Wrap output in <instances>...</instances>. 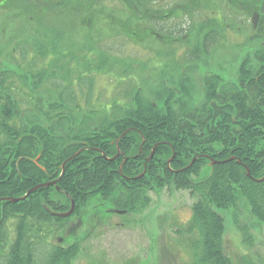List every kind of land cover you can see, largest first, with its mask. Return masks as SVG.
Wrapping results in <instances>:
<instances>
[{
    "label": "trees",
    "instance_id": "trees-1",
    "mask_svg": "<svg viewBox=\"0 0 264 264\" xmlns=\"http://www.w3.org/2000/svg\"><path fill=\"white\" fill-rule=\"evenodd\" d=\"M18 1L32 6V0ZM224 1L233 26L250 25L249 14L259 10L250 40L264 43V0ZM6 2L0 0V5ZM199 9L194 6L192 12ZM214 14L202 15L198 30L189 20L186 35L196 32L189 59L208 57L225 39V30ZM36 38L35 34L23 36V41H36L31 52L22 51L21 40L9 50L0 48V199L22 198L35 186L60 178V192H55L63 201L50 198L52 187L18 203L0 201V264H69L78 247L66 246L60 239L56 242L55 235L70 218L54 217L49 210L64 213L75 203L74 216L83 220L91 208L88 205L95 203L97 208L110 205L136 214L148 206V192L166 187L196 198L187 230L198 234L192 242L195 264H233L224 252L225 219L220 212H232L237 223L236 211L246 207L264 225V182L255 181L264 177V46H259L252 65L245 63L237 84L206 76L200 100L190 78L181 84L173 80L178 91L161 86L150 96L138 92L129 79L131 90L122 99L80 119L71 112L75 99L63 93L72 88L71 82L60 90L50 78L70 73L63 49ZM49 64L54 72L45 68ZM247 65L251 73L245 72ZM14 81L27 85V97H22L23 92L19 95L20 87ZM44 83L50 84L49 90H60L56 100L51 94L45 107L46 96L40 92ZM20 103L35 112L23 116ZM68 120L74 128L56 131L54 124H43ZM156 144L155 155L147 162ZM118 150L127 162L122 155L111 161ZM232 158L211 165V161ZM76 228L71 234L75 235ZM239 229L246 232V227Z\"/></svg>",
    "mask_w": 264,
    "mask_h": 264
},
{
    "label": "rangeland",
    "instance_id": "rangeland-1",
    "mask_svg": "<svg viewBox=\"0 0 264 264\" xmlns=\"http://www.w3.org/2000/svg\"><path fill=\"white\" fill-rule=\"evenodd\" d=\"M6 1L0 6V48L9 50L19 40L23 41V36L31 34L33 36L35 34L36 40L40 39L44 45L55 44L61 47L69 64L70 73L63 77L51 75L50 78L56 81V86L60 90L66 86L67 81L71 82L72 88L64 90L63 93L66 97H73L75 103L77 101L79 109H71V112L74 115L79 114L80 119L95 112L100 102L111 104L117 98L122 99L118 96L117 89L123 91L129 85L126 82L121 84L122 82L116 78L123 76L122 72H119L121 67L125 68L126 76L137 75V84L141 86V83H144L148 88L150 81L154 85V82H158L154 80L162 79L159 78L160 73L164 72L166 63L169 64L173 59L165 56L168 47L162 44L160 38L151 30H148V26L143 25L142 31L137 28V20L130 11L127 0H32L31 7L18 0ZM227 4L224 0H211L204 5L206 8L216 6L229 11ZM177 11L180 14L184 9L179 7ZM251 16L252 25L248 23L245 27L233 26L229 41L213 52L211 57L213 62L216 60L229 63L242 57L236 54V47L245 41L246 34L250 35L257 29L259 10L252 12L249 18ZM136 32L139 38H132ZM35 42L33 39L23 41L22 51L31 52ZM106 47L109 48V52H105L107 54L105 59L112 64L111 70L106 71L96 67L101 59L98 62L94 59L95 65L92 71L86 64L82 65L81 59L84 55L85 58H96V55L88 54L89 51L99 52ZM70 53L73 55L70 56ZM135 61L150 65L142 68L139 75L137 71L130 70V65ZM18 62L23 63L19 60ZM58 62H55V65L62 66ZM45 68L49 72L51 70L54 72L55 69L50 64ZM83 78L87 79L82 81ZM77 80L82 81L81 89ZM14 83L21 89L19 95L23 92L22 97H27L30 93L29 88H25L27 85L23 87L20 81ZM117 84H120V88H116ZM42 87L40 92L46 97L41 104L45 107L47 101H50L51 94L56 100L60 90L53 88L49 90L48 87L51 86L47 83ZM40 98L43 99L41 96ZM19 109L22 110L23 116L36 110L30 105L21 103ZM43 124L46 127L54 124L56 131L74 128L75 125L69 120L59 123L45 121ZM205 174L204 171L202 176ZM147 197L150 200L148 206L136 214L111 213L109 212L111 206L106 205L104 209L108 212L104 213V209H100L98 215L91 210L96 204L88 205L87 209L91 208L85 209L86 217L83 223L78 221L77 216L64 223L65 228L72 224L77 225L72 238H69L70 234L66 231L62 234L65 228L58 227L55 241L64 238L67 240L64 241L66 246L74 244L78 247L69 264H195L192 242L198 240V234L187 233V230L193 219L192 207L196 198L189 192L179 191L174 187L148 192ZM50 198L63 201L55 190L51 191ZM220 213L225 219L223 248L231 262L264 264V225L254 219L246 207L236 211L237 223L233 219L232 212ZM240 227H246V232L241 231Z\"/></svg>",
    "mask_w": 264,
    "mask_h": 264
},
{
    "label": "flooded vegetation",
    "instance_id": "flooded-vegetation-1",
    "mask_svg": "<svg viewBox=\"0 0 264 264\" xmlns=\"http://www.w3.org/2000/svg\"><path fill=\"white\" fill-rule=\"evenodd\" d=\"M127 1L129 4L130 11L133 12L137 20L136 22L137 28L142 31L143 25L148 26V30H151L154 35L160 38L159 40L162 41V44H166L165 46L168 47V50L165 56L173 58L171 59L169 64L166 63L164 72L160 73L161 75H159V78H162V79L154 80L156 82L158 81L157 83L154 82V85L150 81L149 82L150 85H148L149 86L148 88L146 87L144 83H141V86L137 84V81H138L136 78L137 75H134V76L132 75L131 77L126 76L127 72L125 71V68L121 67L119 72H122L123 76L116 77L118 80L122 82L121 84H123L124 82L128 84L129 79H131L134 81L137 91L146 96H150L154 92L157 93L156 92L157 89H159L161 86L162 87L165 86L167 90L176 89V91H178L179 88H176L172 84L173 80L177 81V83L180 82L181 84L182 81L184 82L186 81L187 78H190L192 81H194V83H196L197 92L195 93V95H196V99L200 100V98H203L204 96V79L206 76L216 75L220 78V80L221 79L224 80L225 83H229L231 85L237 84L240 72H242L243 66L245 65V63L250 62L252 65V63H254V57H255L256 51H258L259 49V46H262V47L264 46V43L257 44L250 40L255 35V32H256L255 30V32H253L250 35L246 34L245 41L239 44L240 46L237 45L238 47H236V50H237L236 54L242 56L241 58H236L235 60L230 61L229 63H221L216 60L213 62L211 58L213 52L219 47H221V45L229 41L230 30L233 29V24L231 22L232 17L228 16L230 13L229 11L225 9L222 10L221 7H216V6L214 7V10H210L209 9L210 6L209 8H206L204 5L207 0H127ZM194 6H198L200 7V9L198 11L192 12V9L194 8ZM179 7H182V9H184V11L180 14L177 11V8ZM227 7H229L228 4H227ZM211 13H215L214 16L216 18L217 23L221 26V28L225 30V39L224 40L221 39V42H219L214 47V49L212 50L211 54L208 57L191 60L188 58V54H189V50L192 48L191 45L194 43L193 41H194L196 32L194 31L192 34H190V36L188 34L186 35L188 26H189V20H192L195 30H198L200 26V17H202V15L211 14ZM227 18H229L230 21ZM251 20H252V16L250 17V25H252ZM180 34H181V37H179ZM136 37H138L137 32L132 35V38H136ZM158 38H156V40ZM189 41H192V43H189ZM105 52L108 53L109 48L107 49L106 47L105 50L103 48L99 52L89 51L88 54L90 53L94 54L96 55V58L98 59L85 58V55H84L83 57L85 59L83 57L81 59L82 65L86 64V66H89L90 71H92L95 65L94 59L97 62L101 59L99 65L96 67H99L98 69H101V70H106V71L111 70L112 64H109L107 62V59H105V57L107 56ZM133 65H130V70H133L134 72L137 71L138 74L140 75L141 73L140 70L142 68H147V66L150 64L148 63L142 64V62L136 63L135 61ZM98 69H96V71H98ZM251 69L252 67L250 65L249 66L247 65L245 72L251 73L252 72ZM221 72H223V74H221ZM85 79L87 78H83L82 81H84ZM82 81L77 80L79 89H81ZM116 88H120V84H117ZM130 90L131 89L129 87H126L125 90L123 91H119L117 89L118 96L123 97L127 93V91H130ZM100 98L102 99V96ZM77 104L78 103L76 101L75 109L78 110L80 106ZM97 104H99V102ZM105 106L109 109V106H107V104H105L104 101L100 102L99 108H97L96 111L100 112L102 109L105 108ZM153 149H154V146L152 148V152H153ZM83 150L84 149H81L74 156L77 157V155H79ZM139 152H142V147H140ZM117 154H118L117 160L119 159V156L122 155L123 161L124 162L128 161V158L121 151L118 150ZM74 156H72L71 159H73ZM148 159L149 158L147 157L146 158L147 162L151 160V159L150 160ZM194 161L195 159L193 160V162ZM147 162H144V165H143L145 168V171L147 167V164H146ZM122 166L123 165H121L120 168ZM52 188L56 192L58 193L60 192V189L59 187H57V185L52 186ZM72 206H73V203L71 207L66 212H64V214L68 213L72 209ZM100 209H104V206L101 205V207L99 208L97 207L91 208V210L97 212L98 215L100 212L98 210ZM75 210H76V206H75L74 212L68 218H72L74 216ZM106 211L108 212V210L104 209L103 212L105 213ZM51 212L56 213V214H61L59 212H55L52 210ZM109 212L116 213L117 210L110 209ZM77 217H78V221L83 223V220L79 216ZM75 225L76 224H72V226H69L68 228L65 229V231L68 232V234H70L69 238H72V236H74V234H71V233L76 228ZM64 241H66V239L64 238L60 239V242L63 243Z\"/></svg>",
    "mask_w": 264,
    "mask_h": 264
},
{
    "label": "water",
    "instance_id": "water-1",
    "mask_svg": "<svg viewBox=\"0 0 264 264\" xmlns=\"http://www.w3.org/2000/svg\"><path fill=\"white\" fill-rule=\"evenodd\" d=\"M158 145L154 146V149H153V152L151 154V156L149 157L148 160L152 159L154 157V154H155V149L157 148ZM76 156H74L73 158H75ZM118 158V155L114 158L111 159V161H114ZM234 160L233 158L230 159V160H227V161H223V162H218V161H213L212 162V165H216V164H220V163H228L230 161ZM240 164H242L241 161H239ZM168 164H170V162H168ZM247 169V172H248V176L251 177V173L249 171V169L246 167ZM60 179V178H59ZM59 179L57 181H54V182H50V183H45V184H40V185H37L35 186L34 188H32L31 190H29V192L22 198H4V199H0V201H7V202H10V203H18V202H21V201H24L26 200L30 195H32L34 192L40 190V189H43V188H48V187H51L53 185H56L59 181ZM256 182H264V177L260 180H255ZM74 209H75V203H73V206H72V209L66 213V214H55L51 211H49L50 214L52 215H55V216H58V217H62V218H66V217H69L72 215V213L74 212ZM118 213H124V212H118Z\"/></svg>",
    "mask_w": 264,
    "mask_h": 264
}]
</instances>
